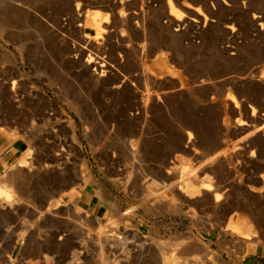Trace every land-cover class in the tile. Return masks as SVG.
<instances>
[{"label":"rangeland","instance_id":"374dc122","mask_svg":"<svg viewBox=\"0 0 264 264\" xmlns=\"http://www.w3.org/2000/svg\"><path fill=\"white\" fill-rule=\"evenodd\" d=\"M1 1L0 264L264 254V0Z\"/></svg>","mask_w":264,"mask_h":264},{"label":"crops","instance_id":"0c3cea01","mask_svg":"<svg viewBox=\"0 0 264 264\" xmlns=\"http://www.w3.org/2000/svg\"><path fill=\"white\" fill-rule=\"evenodd\" d=\"M29 155L28 143L24 139H21L12 130L0 127V178L6 176L15 166L23 165L28 160ZM24 253L25 256L31 254L34 257L37 256V252L35 251L29 252V250H26ZM243 264H264V254L246 256L243 259Z\"/></svg>","mask_w":264,"mask_h":264},{"label":"bare ground","instance_id":"6f19581e","mask_svg":"<svg viewBox=\"0 0 264 264\" xmlns=\"http://www.w3.org/2000/svg\"><path fill=\"white\" fill-rule=\"evenodd\" d=\"M37 1V0H36ZM2 1L0 0V20H2L3 18H5L7 15L5 14L6 12V7L1 3ZM176 2H179V0H170V6H171V11L170 14L174 15L175 13V4ZM196 12L201 13L200 8L196 9ZM181 14H178L176 16V20L180 21L182 20V17L180 16ZM93 21L98 19V16L93 15L91 18ZM102 18L94 25V27L96 28L97 31L101 30V26H100V22H101ZM197 20V19H195ZM35 22H38L37 18L35 19ZM89 62H92L91 60ZM160 69H163L162 66H159ZM165 72L168 70H164ZM253 114L255 113V109H253ZM191 137V135H190ZM174 189H177L175 186L173 187ZM213 190L212 185H204V186H193V185H188L187 189L185 190L186 195L189 198H194L195 196L200 195L201 193H208L210 191ZM222 193H218L215 192L214 193V197H215V202L218 203L220 202V200L222 199ZM17 200H19L16 195L14 194L13 190L9 189L8 186H6L4 183H0V204L4 205V204H8V205H13L15 202H17ZM144 201H149V198L145 197ZM190 202H192L191 200H189ZM196 201V200H195ZM77 255V254H76ZM74 253H72V257L76 256ZM182 257L177 256V257H165L164 258V263L163 264H181L182 263ZM188 258L186 257V260Z\"/></svg>","mask_w":264,"mask_h":264},{"label":"built area","instance_id":"2783aa9c","mask_svg":"<svg viewBox=\"0 0 264 264\" xmlns=\"http://www.w3.org/2000/svg\"><path fill=\"white\" fill-rule=\"evenodd\" d=\"M22 264H46V262L44 260H40V261H37V260H25Z\"/></svg>","mask_w":264,"mask_h":264}]
</instances>
